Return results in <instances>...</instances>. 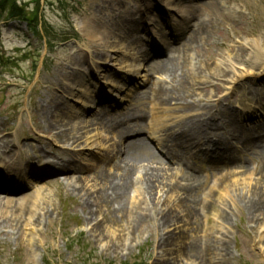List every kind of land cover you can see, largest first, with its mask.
Instances as JSON below:
<instances>
[{
	"label": "rangeland",
	"instance_id": "obj_1",
	"mask_svg": "<svg viewBox=\"0 0 264 264\" xmlns=\"http://www.w3.org/2000/svg\"><path fill=\"white\" fill-rule=\"evenodd\" d=\"M155 1H152L154 3L152 5L157 8L153 7L147 12L150 13V18L153 17L149 24L152 33L151 31L144 33L143 27L140 26L141 19L137 17V8L143 9V6L138 3L139 0H48L42 15L45 16L47 23L52 28V34L57 40L52 51L44 41H38L27 30L25 24L1 21L0 56L10 57L16 54L17 49L32 50L36 48L41 50V56L35 77L30 83L21 81L30 76V62L26 64L19 62L17 69L9 66L13 73H8L7 76L0 68V78L6 76L0 82V156L13 155L12 161L15 162L16 172L26 173L28 171L26 170L27 163L22 164V160L27 161L32 158L35 161V159L52 158L60 150L59 148L63 147L51 143L48 135L41 129V121L45 118L44 115H47L41 106H43V100L50 88L61 87L62 71L66 70L75 74L74 70L78 68V76L83 81L87 94H84L80 99L77 96H81L80 91L84 88H75L73 96L69 97V104L75 110H79L83 108L84 103H88L87 106H84L86 118L97 114L98 109L104 110L110 113L106 122L112 120L116 116L115 113H120L128 108L132 109L134 114H140L139 122L144 125L145 132L135 135L134 138H145L153 152L168 164L163 163V168L174 172L165 179L167 188L156 195L158 199L156 208L160 210V207H165L171 210L183 224L187 207L185 206L184 209L181 203L186 202L188 205L190 204L191 212L196 213L200 218L199 222L186 226L180 223L181 227L177 231L173 230V227L169 228L172 231L170 236L173 246L168 250L170 255L165 256V253L159 248L164 232L161 233V228L159 229L154 222L152 212L146 208L151 206L148 203L147 206H144V211L149 215L145 214L137 221L132 233L133 238L127 240L124 239L125 237H119L123 243L121 250L116 252L108 250L106 241L103 240V243L97 240L96 230L103 226L102 233L107 237L116 238L118 235H122L120 226H122L126 213L133 209L136 195L132 191L127 193L121 201L111 203V210L114 212L112 216L116 223L95 226L89 221L88 208L83 203L84 200L81 196L64 187L61 182L63 176L54 173L52 176L46 175L35 179L31 185L32 188L30 187L23 193L27 194L32 201H35L39 195L42 196L43 204H39L43 210L32 213V219L36 222L42 214L39 222L33 224L32 219L26 220L24 226L21 224L18 230L13 232L8 231V228L0 227V248L3 250V253L0 250V264H46V257L52 264H82L83 261L74 260V255L80 254V251L77 250L78 247L68 250V242L65 237L69 234L77 238L75 243L82 241L80 244L86 249L84 258L93 264H97L99 261L131 262L135 259L139 261L142 258L148 261L147 264H170L175 258H178L177 261H180V264H207V261H210V264H264V221L256 222L257 218L254 215L249 216L243 205L233 204L229 199L231 186H241L246 182V176H242L241 170H239L243 164L249 163L250 171L258 182V186H264V155L234 151L236 163L229 162L218 166V168L212 167L199 157L194 160L182 158L176 165L169 162L161 152V148H155L158 145L156 138L159 139L160 134L155 133L154 128L162 125L165 121L170 125L167 122L170 113L163 116L160 111L156 112L153 98L150 100V82L160 85L165 82V78L163 76L159 78L158 71L152 65L153 61L161 59L160 55H155L146 62L143 65L144 69L140 70L138 74L132 72L134 77L132 79L125 77V74L122 73L124 71L118 67V61L122 55L119 52L113 53V59L108 65H98L100 70L109 75L108 79L100 78L99 75L96 77L86 76L89 68L87 63L85 64L81 60V49L89 46V41L83 31L94 21L96 23L93 24L98 25L99 28L103 23L105 24V21L108 24V18L118 19L123 14H130L133 20L131 36L145 51L148 48L147 42H155L156 29L154 28L155 23L152 21H158L157 24L162 26L165 35L167 34L163 40L159 41L160 44L164 42V45H167L168 39L174 37L172 46L168 44L169 49L174 47V50L177 51V48H181L177 41L181 37L173 36V34H179V31L181 33L180 28L177 29L173 25V22L180 21V18L176 14V18L169 19L171 15L169 10L179 8L180 14H184L185 5H189L190 2H199V0H158L156 3ZM216 1L220 3L216 8L210 9L205 6L206 8L203 10L193 11V15L195 14L200 20L209 24L210 31L207 36L202 38L196 47L189 48L187 53H181L179 50L174 54L178 61L185 60V64L191 65V68L206 62L211 63L210 66L213 69L217 68L216 65L219 66L217 69L222 72L220 76L217 73L207 88H201L204 86V83L201 82L200 88L194 90L200 95V98L211 96L214 100V108L208 115L211 123L218 122L222 118L217 111L218 106L224 110L231 108L239 114L242 110H246L245 106L239 103V98L247 96V93L239 91L242 84H236L230 89L229 82L233 77H236L234 74L257 71L264 65V0ZM103 5L109 6L102 8ZM112 8H114L112 11H107ZM94 10H100V12L97 13ZM142 15L147 16L146 13H142ZM172 15L175 14L172 13ZM99 18L102 19L101 23L98 21ZM146 21L149 23L148 20ZM67 38L69 40L64 45L62 40ZM236 39L244 46L251 47L250 51L246 49L243 52L245 54L242 55V59L238 56L241 51L234 43ZM231 45L233 48L228 51V47ZM48 51L52 53L49 56H47ZM148 52L151 54L149 49ZM133 66L134 69H137L138 65ZM6 69L8 70V67ZM223 69H229L230 72L223 71ZM227 72L229 73L227 74ZM20 73L22 74L20 75ZM222 76L227 81H224ZM154 78H157L156 81H153ZM220 78L223 80L216 82ZM250 78L252 77L241 82H253L254 87L257 86L258 89L260 86H264V79L254 82ZM112 82L120 87V93H109V97L106 92H111L109 84ZM221 83L224 84V87L216 91L215 84L221 85ZM163 85L166 88L171 87L167 85V82ZM48 87L49 89H47ZM51 92L53 93V91ZM250 92H255L253 87ZM105 95L110 99L97 106L99 99L96 97L102 98ZM168 107L172 108L167 103L165 108ZM254 113L256 116H253ZM254 113L250 110L252 120L256 124L261 123L262 117L257 111ZM173 117V121H176L179 115L174 114ZM253 122L243 123V125H251ZM222 125L220 129L213 132L221 134L222 143L227 147L228 126L225 123ZM228 129L231 131L230 127ZM88 133L89 140L95 141L94 144H90L95 147L94 151H87L88 149L79 143L75 152L81 153V158H83L82 155H85L84 158L94 162L108 158L111 155L109 152L113 140L111 134L107 135L99 128L91 129ZM128 138L132 139L133 136ZM217 143L216 136H210L209 141H205L204 137L200 138L197 143V145H201L200 150L196 149V153L198 154V151L205 152L207 145ZM63 151L65 150L63 149ZM152 165L156 166L154 163ZM190 183L194 185V189L185 190V187ZM224 184L228 185L229 191L225 190L228 188H224ZM38 189H41L39 193ZM0 196H2L1 193ZM20 196L21 194H16L14 197L20 199ZM146 201L148 199H145ZM109 207L110 205H108ZM225 211L230 215L227 220L219 217ZM117 222H120L121 225ZM78 235L81 236L77 237ZM208 239H213L216 243L217 240L225 239L228 245L226 254L221 257L214 256L206 250ZM113 241L116 240L113 239ZM216 251L221 253L218 249Z\"/></svg>",
	"mask_w": 264,
	"mask_h": 264
},
{
	"label": "bare ground",
	"instance_id": "obj_2",
	"mask_svg": "<svg viewBox=\"0 0 264 264\" xmlns=\"http://www.w3.org/2000/svg\"><path fill=\"white\" fill-rule=\"evenodd\" d=\"M152 1L154 2V0H139L138 3L143 6V9L137 8V17L139 18V11L146 13L147 17H149V24L153 17L151 16L150 18V13L147 12L154 7ZM219 5L220 3H217L216 0H199V2H190L189 5H185L184 14H180L181 10H178L179 8L169 10L171 13L169 19L176 18V14L180 18V21L173 22V25L181 30V33L179 31V34H173V36L179 35L181 37L180 40H177L181 46L180 49L177 48V51L174 50V47L169 49L170 46H168V44L172 46L174 37L168 39L167 45H164V42L160 44L159 41L163 40L167 34L165 35L163 27L157 24L158 21H152L155 23L154 28L156 29L154 33L156 37L155 43L153 42V45L149 44L146 51L142 49L138 41L131 36L133 20L130 14H123L118 19L108 18V24L105 21V24L103 23L99 28L98 25L93 24L96 23L94 21L83 31L89 41V46L81 49V60L85 64L89 62L100 78L104 77L108 79L109 75L100 70L98 65H108L113 59V53L119 52L122 54L118 61V67L124 71L122 73L125 74V77H131V79L134 78L132 72L138 74L140 70L144 69L143 65L150 61L152 57L155 55L161 56V59L153 61L152 65L155 66L156 71H158L157 73L160 74H158L159 78L163 76L167 85L171 87L166 88L163 85L165 82L161 85L156 82L154 84L150 82V100L153 98V106L156 112L160 111L163 116L166 113H170L167 120L170 125L166 124L165 121L162 125L155 126V128L159 129V142L162 146L161 152L169 162L175 165L179 164L182 158L194 160L196 157H199V159L208 162L212 167L218 168V166L229 162L236 163L234 151H241L245 154L258 153L259 155H264V121L254 125H243L242 115L246 114L239 115L231 110V108L224 110L219 106L217 111L221 114V120L215 123L209 121L208 115L211 109L214 108V100H212L211 96L208 98L203 97L202 99L194 90L200 88L201 82L204 83V86L201 88H207L217 73L220 76L222 72H219V66L216 65L218 69H213L210 66L211 63L206 62L199 64L195 68H191V65L185 64V60L178 61V58L174 55L179 50H181V53H187L189 48L196 47L197 43L206 37L210 31L209 24L200 20L195 14L193 15V11L203 10L206 8L205 6H208L210 9L216 8ZM107 6L103 5L102 8ZM154 8L156 9L157 7ZM113 9H108L107 11L110 12ZM94 11L100 12V10ZM172 13L175 15H172ZM145 18H140V26H144V31L149 33V24L147 21H144ZM98 21L101 23L102 19L99 18ZM234 43L238 45L241 51L238 55L241 59L246 49L251 50V47H246L239 43L238 39L234 40ZM228 48V51H230L233 46L231 45ZM148 49L151 51V54H149ZM166 49L169 50L164 51ZM133 65H138L137 69H134ZM226 70L229 71V69H223V71ZM74 72L75 74L66 70L62 71L61 87L58 86L57 89L54 87L50 88V91L46 93V97L43 100V106H41L45 113L49 114L48 116L44 115L45 118L41 121V129L48 135L51 143L63 146L52 158H41L37 162V170H40L41 173H28V176L21 173L20 176H16L14 175L16 169L15 163L12 161L13 155L7 157L0 156V191L6 194L0 196V227L8 228V231L13 232L18 230L21 224L24 226L26 220L32 219V213L38 210L42 211L43 209L39 204H43L42 196L39 195L35 201H32L28 198L27 194L20 196V199H15L14 194H23L31 187L29 185L35 179L59 173L63 176L61 182L64 187L71 189L73 193H78L84 200L83 203L88 208L89 221L95 226L116 223L112 216L114 212L111 210V203L121 201L127 193L132 191L136 195L137 198L134 200L136 201L135 205L131 211L126 213L122 226H120V222H117V224H120V233L122 235H118L116 238L107 237L102 233L103 226H101V229L96 230L97 240L101 242L103 240L104 242L106 241L108 250L114 252L121 250L123 243L119 237H125L124 239L127 240L133 238L132 233L134 227L137 225V221L143 215H149L145 213L144 206L150 203L151 206L146 208L152 212L154 222L159 229L161 228V233L164 232L159 243V248L165 253V256L170 255L168 250L173 245L171 244L170 236L172 231L169 228L173 227V230L176 229L177 231L181 227L180 223L182 224V222L171 210L165 207H160V210L156 208L158 205L156 195L167 188L165 179L167 176L174 174V172L163 168V163H167L153 152V149L151 146L149 147L145 138H134L135 135L145 132L144 125L139 122L140 114H134V111L128 108L120 113H115L116 116L106 122V118L110 116V113L101 109L97 110V114L89 118L85 117L86 110L84 106H87L88 103H84V106L82 105L83 108L75 110L69 104V99L73 96L75 88H84V83L78 76L79 69L77 68ZM235 75L236 77H233L229 82L230 89L236 84H242L243 86L239 87V91L247 93V96L249 95L248 97L239 98V103L244 105L247 111L258 109L260 111L259 115L264 118V86H260V89H258L259 87H254L253 82H241L248 77H252L250 79L254 82L264 79V65L257 71H246L243 74L239 73ZM86 76L90 77L89 73ZM223 78L224 81H227L225 77ZM223 78H220L216 82L222 81ZM109 87H111V92H106L109 97L111 93H120V87L115 82L110 83ZM221 87H224V84H215L214 89L219 91ZM251 87H253L255 92H250ZM101 91L103 90L101 89ZM80 92L82 93L81 96H77L80 99L84 94H87L85 88ZM96 98L101 100L100 97ZM167 103L172 108H165ZM99 104L97 103V106ZM174 114L179 115L176 121H173ZM253 116H256V113ZM244 118L246 122L252 119L250 116ZM222 123L228 126L227 147L222 143L221 134L213 132L220 129L223 126ZM229 127L231 131L228 129ZM94 128H99L107 135L111 134L113 139L109 152L111 155L100 162L89 161L84 158L85 155H82L83 158H81V153L75 152V148L79 143H82L84 148L88 149L87 151H94L95 147L90 146V144H94L95 141H90L87 137L89 130ZM131 136L133 138L129 139L128 137ZM210 136H216L218 143L207 145L205 152L198 151L199 153L197 154L196 149L200 150L201 146L197 145L200 138L204 137L205 141H209ZM57 156L58 158H55ZM152 163L156 164V166H153ZM248 164H243L239 169L242 176H246V182L241 186L233 185L231 189L227 187L228 185L224 184V188H228L225 189L226 191L230 189L231 195L229 199L233 204L243 205L249 216L254 215L257 218L256 222H261L264 221V186H258V182L250 171L251 166ZM29 165L32 166V164ZM24 178L27 181H23ZM13 179L17 181L16 185L12 187L7 183L12 182ZM186 189L192 190L194 189V185L190 183L185 187ZM40 191L41 189H38V193ZM93 194L95 195L93 196ZM145 199H148V201L145 202ZM108 205H110L109 208ZM181 205L184 206V209L185 206L187 207L182 225L197 224L200 218L196 213L191 212L192 208L190 204L182 202ZM41 216L38 217L37 222L32 219L33 224L38 223ZM229 216V212L227 211L219 215L223 220H227ZM113 239L116 241H113ZM216 249L221 253H218ZM206 250L214 256H224L228 250L227 241L225 239L217 240L216 243L215 240L208 239ZM210 253L209 257L211 256ZM177 259H172L170 264H180V261H177ZM206 263L210 264V261Z\"/></svg>",
	"mask_w": 264,
	"mask_h": 264
},
{
	"label": "trees",
	"instance_id": "obj_3",
	"mask_svg": "<svg viewBox=\"0 0 264 264\" xmlns=\"http://www.w3.org/2000/svg\"><path fill=\"white\" fill-rule=\"evenodd\" d=\"M39 1L40 0H34L35 8L32 10V8H29L28 5L23 4H17V0H0V18L5 17L6 19H20L22 21H26L28 25H32L31 31L35 34L39 35V32L37 31L38 27V10H39ZM43 34L45 33L48 35L47 29H44L43 27ZM71 246H69V249ZM110 264H116V263H110ZM123 264V263H119ZM125 264V263H124ZM130 264V263H129ZM137 264V263H133ZM143 264V263H138ZM145 264V263H144Z\"/></svg>",
	"mask_w": 264,
	"mask_h": 264
}]
</instances>
